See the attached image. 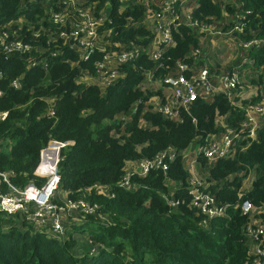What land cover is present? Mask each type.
<instances>
[{
	"label": "trees",
	"instance_id": "obj_1",
	"mask_svg": "<svg viewBox=\"0 0 264 264\" xmlns=\"http://www.w3.org/2000/svg\"><path fill=\"white\" fill-rule=\"evenodd\" d=\"M58 1L0 0V33L42 47L1 54L0 114L6 116L0 117V170L10 173L15 186L40 185L34 171L41 150L52 142L71 141L60 149L59 190L70 199L82 196L98 204L109 223L84 216L59 240L18 214H0V264H252L246 233L254 213H243L241 205L248 201L262 207L264 219V110L253 138L247 137L242 122L247 102L264 103V0H176L172 9L179 20L159 61L150 59L146 49L154 37L153 17L169 0H82L84 6H94L95 15L108 8L98 30L109 43L107 51L143 49L116 65L117 76L109 84L94 81L100 50L85 59L69 44H48L44 31L39 38L32 36L28 24L38 29L36 22L43 17L48 27L47 11L57 10ZM179 6L189 8L199 26L223 31L233 30L237 15L247 16L244 31L231 34L238 54L226 68L208 48L210 34L186 23ZM20 17L24 25L19 30L15 20ZM254 39L260 42L242 45ZM177 62L192 72L207 69L213 81L239 67L241 84L260 88L241 108L233 105L240 88L230 96L200 91L187 110L181 108L171 118L152 105L154 100L169 101L172 88L163 80L181 73ZM228 129L240 136L225 157L209 160L191 153ZM170 147L183 154L165 171L134 175L132 189L119 186L126 161L153 158ZM191 160L201 183L196 187L211 194L218 206L226 204L223 215L210 217L191 203ZM95 184L108 186L112 196L96 193L91 188ZM167 198L178 200L177 206H170ZM72 232L87 235L82 251H76Z\"/></svg>",
	"mask_w": 264,
	"mask_h": 264
},
{
	"label": "built area",
	"instance_id": "obj_2",
	"mask_svg": "<svg viewBox=\"0 0 264 264\" xmlns=\"http://www.w3.org/2000/svg\"><path fill=\"white\" fill-rule=\"evenodd\" d=\"M82 0H60L57 2L61 8H66L63 12H56V10L48 13L47 22L48 27L40 25L36 29L35 25L28 24L32 31V36L39 38L41 32L48 29V44L59 41L62 45L69 44L70 48H77L80 50L82 56L86 59L93 52V50H100L103 52L102 59L95 63L98 70V80L101 83L109 84L115 76H117L116 65L136 58L140 51L143 50L141 46L120 49L115 52L107 51L105 46L109 43L106 41L104 34H99V27L106 19L107 13L99 15L94 14L93 5L84 6ZM176 0H169L164 3L159 12H156L153 17V33L154 37L146 53L153 61H159L163 55L165 46L172 42L171 28L177 24L179 14L173 8ZM64 5V6H63ZM73 13L66 12L71 11ZM180 11L187 17L186 23L193 26H199L196 19L190 15L189 8L179 6ZM246 13H251L249 10ZM76 13V14H75ZM75 14L74 21L66 23L67 15ZM246 15H237V23L234 25L233 30L243 32L244 24H246ZM21 21V22H20ZM15 24L19 30L24 25L23 18L20 17L15 20ZM51 25L55 28H51ZM201 31H206L211 36V41L217 36L224 38L229 42L234 40L231 34L233 30L223 31L214 26H206L204 24L199 26ZM52 29V30H51ZM260 40H251L243 42L244 47L252 44H258ZM37 49V45L25 42L16 35L15 39H9L6 32L0 33V57L1 54L30 53L31 50ZM38 51L41 50L39 47ZM195 52H198L197 50ZM55 55V52L51 53ZM245 62V59H243ZM34 64V63H33ZM177 67L181 71L178 76H167L164 78V83L172 88V93L169 101L161 103L154 100L152 105L158 112L168 117H178L181 108L187 110L189 105L196 101L200 96V91L206 93L221 92L230 96L232 90L240 88V93L235 95L237 99L233 98V105L242 107L244 100H249L255 96L260 88L258 85L249 83L247 87L241 84V75L239 67H233L226 74L218 77L216 81L212 80V76L207 69H200L192 72L186 64L177 62ZM190 71L189 76L184 72ZM1 76V73H0ZM17 86V83H14ZM1 95V91H0ZM245 111V119L242 126L247 129V137L253 138L258 124V117L263 113L264 103L250 101L243 107ZM6 113L0 114L3 118ZM238 132L228 129L227 133L221 138H211L205 144L199 145L191 150L194 156L203 154L209 160H217L223 158L231 151L234 138H238ZM66 144L72 142L49 143L40 152V160L34 171V174L42 180L40 185L30 182L24 187L15 186L10 180V173L0 170V214L6 216L20 215L27 222L32 224L37 229H43L52 236L62 237L66 233L65 221L81 222L84 216L90 215L96 217L101 224H108L109 218L105 214H101L99 205L89 202L86 198L80 196L77 199H70L65 195V198L58 200L55 198L57 190H59L60 176L57 171V163L59 160L60 149ZM52 150L56 154H52ZM48 153V154H47ZM183 151L175 148H167L158 153L153 158H142L138 160L126 161L123 167V176L120 180L119 186L124 189H132L136 184L132 182L134 175L146 176L150 171L162 169L165 171L168 168V163L173 161L178 155H182ZM50 155V157H49ZM194 158V157H192ZM193 161L188 162L187 166L194 175L192 180L193 187L190 190L192 195L191 203L199 207L202 212L208 216L223 215L225 212L226 204L218 206L214 197L209 193L201 192L197 185L201 183L195 177V170ZM135 184V185H134ZM96 193L105 196H112L108 186L95 184L91 187ZM170 206H177L178 200L167 198ZM243 213L253 214L250 222L247 225V238L252 242L251 255L254 257L252 264H264V221L260 217L262 207L254 208L253 205L244 201L241 205ZM74 223V222H73ZM89 243L90 240H89ZM94 250V249H93Z\"/></svg>",
	"mask_w": 264,
	"mask_h": 264
},
{
	"label": "rangeland",
	"instance_id": "obj_3",
	"mask_svg": "<svg viewBox=\"0 0 264 264\" xmlns=\"http://www.w3.org/2000/svg\"><path fill=\"white\" fill-rule=\"evenodd\" d=\"M57 10L56 12H61V10H63V8H60L58 5H56ZM54 11V9H51L50 11H47V14ZM76 14V13H75ZM75 14H71V16H73L75 18ZM24 21V19H23ZM21 22V21H20ZM39 26L40 25H44L43 22V17L39 20V22H36ZM211 44L208 47L210 49V51L214 54L215 53V57L217 63H219L220 67L222 69L226 68V66L235 58V56L238 54V48L236 46V44L234 43V40H231L229 42L225 41L224 38L222 39L221 37H217L215 36L213 38V41H210ZM99 81L98 78H94V81ZM87 82H89V80L86 79ZM249 182H247V188ZM246 187V185H245ZM67 193L63 192L61 190H57L56 194H55V198L58 200H62L63 198H65V195ZM73 222L77 223L76 221H71L69 219H67L65 221V229L66 232L72 231V224H74ZM72 234L74 235L75 238H78L79 241L80 239L86 241L87 235L85 233H77V232H72ZM57 238H59V240H61V238L58 236ZM92 246V245H90Z\"/></svg>",
	"mask_w": 264,
	"mask_h": 264
},
{
	"label": "crops",
	"instance_id": "obj_4",
	"mask_svg": "<svg viewBox=\"0 0 264 264\" xmlns=\"http://www.w3.org/2000/svg\"><path fill=\"white\" fill-rule=\"evenodd\" d=\"M81 2H82V1H81ZM56 4H57V3H56ZM58 6L61 8V6L59 5V3H58ZM63 6H64V5H63ZM51 9H53V8H51ZM65 9H66V8L63 7V12H65V11H64ZM68 10H71V9L69 8ZM103 11H104V13H108V8L105 7V8L103 9ZM66 12L73 13L72 10H71V11H66ZM66 19H67L66 23H69V22H71V21H74L76 18H75V19H72V16L67 15ZM44 32L48 33V29H45ZM48 35H49V34H47V37H48ZM37 48H39V47H37ZM41 48H42V47H41ZM248 185H249V184H248ZM260 216H261V214H260ZM261 218H262V220L264 221V219H263L262 216H261ZM77 242H78V246H77V248H76V251H82V250L85 248L86 241H84V240H82V239H80V241H79V239L77 238ZM248 244H249L250 252H251V250H252V242H251L250 240H248Z\"/></svg>",
	"mask_w": 264,
	"mask_h": 264
},
{
	"label": "bare ground",
	"instance_id": "obj_5",
	"mask_svg": "<svg viewBox=\"0 0 264 264\" xmlns=\"http://www.w3.org/2000/svg\"><path fill=\"white\" fill-rule=\"evenodd\" d=\"M52 152H53V153H52L53 155L56 154V151H55V150H52ZM47 154H48V153H47ZM49 157H50V155H49Z\"/></svg>",
	"mask_w": 264,
	"mask_h": 264
}]
</instances>
